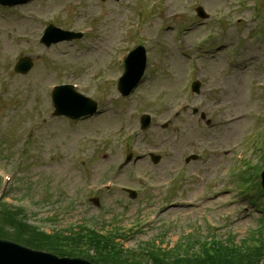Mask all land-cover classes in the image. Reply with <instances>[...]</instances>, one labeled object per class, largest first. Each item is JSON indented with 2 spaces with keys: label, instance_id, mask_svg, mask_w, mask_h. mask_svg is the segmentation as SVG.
<instances>
[{
  "label": "rangeland",
  "instance_id": "1",
  "mask_svg": "<svg viewBox=\"0 0 264 264\" xmlns=\"http://www.w3.org/2000/svg\"><path fill=\"white\" fill-rule=\"evenodd\" d=\"M148 1L29 0L13 10L0 8V197L22 207L28 222L45 231L82 222L99 228L102 214V228L115 223L131 226L163 201L195 197V207L172 204L159 210L155 221L127 233L122 245L140 250L144 242L159 240L173 246L189 233L204 238L214 234L222 240L235 235L240 245L251 230L261 227L259 221L264 224V191L259 181L264 164L255 160L260 162L256 166L251 160L253 152L264 158V149L253 140L241 147L245 161L238 163L235 158L259 127L254 117L264 107L260 86L264 0H254L259 15L244 9L249 0H160L158 10L148 15L143 8L141 19L146 17L140 35L150 46L151 64L145 81L125 100L116 94L120 95L118 85L105 78L98 89L97 76L117 72L110 70L112 56L122 46L132 45L128 33L135 8ZM197 4L208 11V19L197 15ZM220 12L225 17L217 16ZM237 15L242 17L239 22ZM222 20L228 23L223 29L218 27ZM51 23L61 28L92 24L101 36L85 35L47 47L40 39ZM26 55L34 66L21 75L14 67ZM70 79L89 84L92 94H87L99 103L102 113L77 125L53 116L48 85ZM195 79L202 82L200 94L191 90ZM108 98L111 105L106 103ZM182 102L187 105L177 112ZM194 106L212 123L194 114ZM143 111L155 116L146 131L140 124ZM131 129L137 130L131 140L135 146L130 145L138 153L127 147L124 138ZM151 152L160 154V162L152 161ZM129 154L133 161L122 166ZM193 154L198 158L187 162ZM175 174L181 181L166 194L171 186L166 184ZM6 175L12 180H5ZM147 176L157 187L150 188ZM107 177L115 187L97 194L99 207L88 202L97 189L90 194L87 186ZM125 187L145 194L133 199ZM216 191L217 195H210ZM123 212L132 219L119 222L117 216Z\"/></svg>",
  "mask_w": 264,
  "mask_h": 264
},
{
  "label": "trees",
  "instance_id": "2",
  "mask_svg": "<svg viewBox=\"0 0 264 264\" xmlns=\"http://www.w3.org/2000/svg\"><path fill=\"white\" fill-rule=\"evenodd\" d=\"M21 210H13L6 206L0 208V237L12 239L21 242L25 245L40 248V249H56L59 247V243H56L52 238L56 239L57 235H48L45 232L40 231L37 227L28 225L23 219H19V213ZM7 227H11L9 230ZM72 240V239H70ZM223 252L217 254L208 255L206 258H199L195 261L193 258H177L175 263L165 262L162 264H228L226 257H223ZM166 257L161 260H165ZM229 264L230 263V259ZM234 264H247L245 257L238 256Z\"/></svg>",
  "mask_w": 264,
  "mask_h": 264
},
{
  "label": "water",
  "instance_id": "3",
  "mask_svg": "<svg viewBox=\"0 0 264 264\" xmlns=\"http://www.w3.org/2000/svg\"><path fill=\"white\" fill-rule=\"evenodd\" d=\"M53 261L60 263L54 259ZM0 264H48V256L23 248L17 244L0 240ZM69 264L73 263L69 261ZM78 264L87 263L78 262Z\"/></svg>",
  "mask_w": 264,
  "mask_h": 264
}]
</instances>
